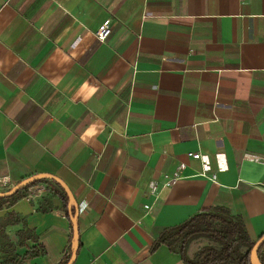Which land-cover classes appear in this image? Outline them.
<instances>
[{
  "label": "crops",
  "instance_id": "obj_1",
  "mask_svg": "<svg viewBox=\"0 0 264 264\" xmlns=\"http://www.w3.org/2000/svg\"><path fill=\"white\" fill-rule=\"evenodd\" d=\"M37 173L87 204L71 264H183L160 234L216 206L257 240L264 0H0V191ZM61 188L0 200V264L60 262Z\"/></svg>",
  "mask_w": 264,
  "mask_h": 264
},
{
  "label": "trees",
  "instance_id": "obj_2",
  "mask_svg": "<svg viewBox=\"0 0 264 264\" xmlns=\"http://www.w3.org/2000/svg\"><path fill=\"white\" fill-rule=\"evenodd\" d=\"M39 181L40 179L30 182L18 189L14 194L0 197V200L13 199L22 189ZM59 194L63 199L64 208L69 216L67 209L68 196L62 188ZM199 236L207 237L219 243V247L202 246L197 249L193 258H188L185 252L186 245L192 238ZM255 241L249 237L241 216L231 213L226 207L216 206L194 214L181 224L167 228L160 234L157 243H165L171 249L177 250L183 264H252L250 261V250ZM71 242L72 236L69 250L63 255L58 264L67 262L70 255ZM257 255L261 264H264V242L257 249ZM10 261L11 264L21 263V261L17 262L13 258Z\"/></svg>",
  "mask_w": 264,
  "mask_h": 264
},
{
  "label": "water",
  "instance_id": "obj_3",
  "mask_svg": "<svg viewBox=\"0 0 264 264\" xmlns=\"http://www.w3.org/2000/svg\"><path fill=\"white\" fill-rule=\"evenodd\" d=\"M41 178H49V179H52L53 181L57 182L63 188V190L66 192V194L68 196L67 207H68L70 221L72 224V242H71L72 251H71L70 257H69L68 261L66 262V264H71L75 258L76 251L78 248V236H79V232H78V203L75 201L73 194L71 193V191L69 190V188L65 184V182H63V180H61L59 177H57L53 174L37 173V174L28 176V177L20 180L18 183H16L15 185H13L10 189H8L6 191H0V197L10 196V195L14 194L18 189L25 186L26 184L33 182V181H36V180H39ZM72 209L74 210L73 213H72ZM263 242H264V233L254 242V244L250 250V261L252 264H261V262L258 258V255H257V249L259 248V246Z\"/></svg>",
  "mask_w": 264,
  "mask_h": 264
},
{
  "label": "built area",
  "instance_id": "obj_4",
  "mask_svg": "<svg viewBox=\"0 0 264 264\" xmlns=\"http://www.w3.org/2000/svg\"><path fill=\"white\" fill-rule=\"evenodd\" d=\"M109 32H110V19H107L100 25L98 30L95 32V35L97 39L104 40L106 36L109 34ZM189 155L193 158L200 159L203 163L202 155L200 154V152H191ZM183 166L184 164L181 163L179 167L182 168ZM200 175L212 181H214L216 177L215 174H208L204 168L202 169ZM175 176L177 175L175 174ZM174 178L175 177H172L169 181L173 180ZM260 185L264 189V182L261 183ZM86 205H87L86 203H81V204L78 203V213L82 212L86 208Z\"/></svg>",
  "mask_w": 264,
  "mask_h": 264
}]
</instances>
